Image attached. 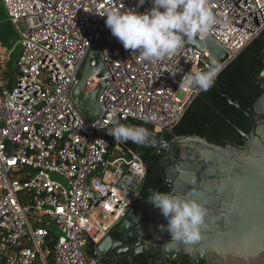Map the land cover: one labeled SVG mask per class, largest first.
<instances>
[{
	"label": "built area",
	"instance_id": "obj_1",
	"mask_svg": "<svg viewBox=\"0 0 264 264\" xmlns=\"http://www.w3.org/2000/svg\"><path fill=\"white\" fill-rule=\"evenodd\" d=\"M2 2L21 33V52L16 83L0 86V257L3 264H50L51 255V264H101L88 249L121 223L135 200L119 185L126 176L139 180L137 196L147 170L135 152L99 129L112 127L114 120L145 122L147 117L153 129L172 131L201 93L179 90L182 76L192 68L206 70L210 54L188 41L154 63L125 50L99 13L109 7L143 13L151 0L143 5L139 0ZM208 3L228 23L199 38H212L228 54L224 70L264 33V0ZM93 52L108 73L90 77L85 92L104 83L100 102L106 115L88 123L72 93L82 63ZM96 66L93 59L91 67ZM50 223L60 232L52 253Z\"/></svg>",
	"mask_w": 264,
	"mask_h": 264
},
{
	"label": "water",
	"instance_id": "obj_2",
	"mask_svg": "<svg viewBox=\"0 0 264 264\" xmlns=\"http://www.w3.org/2000/svg\"><path fill=\"white\" fill-rule=\"evenodd\" d=\"M188 43L209 52L211 61L222 67L228 60V54L210 37ZM93 59L95 68L91 67ZM107 73L98 52L90 53L77 73L72 97L88 123L106 115L100 102L105 85L102 82L87 94L86 83L95 74L103 78ZM252 79L262 94L251 107L226 86L219 87L251 122L249 134L239 131L247 140L243 146H222L200 136L173 132L172 139L164 141L158 135L164 132L156 129L147 145L162 157L169 194L196 199L207 208L201 240L168 243L170 235L158 227L167 220L141 191L136 196L140 181L126 176L119 188L135 198L134 204L121 223L87 252L91 258L101 264H137L139 257L149 259V264H154V259L158 264H264V70ZM120 123L136 125L131 120Z\"/></svg>",
	"mask_w": 264,
	"mask_h": 264
},
{
	"label": "clouds",
	"instance_id": "obj_3",
	"mask_svg": "<svg viewBox=\"0 0 264 264\" xmlns=\"http://www.w3.org/2000/svg\"><path fill=\"white\" fill-rule=\"evenodd\" d=\"M146 0H139L143 5ZM152 7L143 13L135 8L109 7L102 13L105 24L125 50H132L142 61L157 62L172 57L187 41L202 37L221 21L209 6L208 0H151ZM138 5V6H139ZM222 66L212 60L206 70L192 68L182 76L179 90L198 89L207 92L214 85ZM175 75L176 73H172ZM148 118L145 117V123ZM107 134L116 143L131 141L137 145H148L151 133L143 125H131L113 121ZM149 203L160 210L167 224L159 225L160 232L170 235L172 241L185 244L198 242L202 238V227L206 223L207 208L196 199L153 191ZM167 245H165L166 247Z\"/></svg>",
	"mask_w": 264,
	"mask_h": 264
},
{
	"label": "trees",
	"instance_id": "obj_4",
	"mask_svg": "<svg viewBox=\"0 0 264 264\" xmlns=\"http://www.w3.org/2000/svg\"><path fill=\"white\" fill-rule=\"evenodd\" d=\"M263 45L264 33L220 72L209 91H201L172 131L158 134L159 137L169 141L172 139L171 132L178 136L196 135L226 146L229 140L243 138L239 131L248 134L251 131V122L242 111L228 102L227 92L224 90L221 93L219 87L226 86L244 104L251 107L262 94L260 87L254 84L252 76H257L263 68ZM131 121L156 134L150 124L138 120ZM122 144L135 152L145 163L147 174L140 195L148 198L153 191L169 193L170 186L166 182L165 170L161 164L162 157L147 145H137L131 141ZM50 233L49 248L52 253L56 236L53 232ZM49 263H52V255Z\"/></svg>",
	"mask_w": 264,
	"mask_h": 264
},
{
	"label": "rangeland",
	"instance_id": "obj_5",
	"mask_svg": "<svg viewBox=\"0 0 264 264\" xmlns=\"http://www.w3.org/2000/svg\"><path fill=\"white\" fill-rule=\"evenodd\" d=\"M22 31L26 30L25 24H21ZM21 52V33L15 28L13 23L8 19V15L2 0H0V59L6 60V71L3 72L1 78L3 81H7V78L14 79V76L18 72V57ZM1 73V72H0ZM54 180H58L61 183L66 181L53 175ZM48 229L54 233L56 237L60 235L59 230L52 224L47 225Z\"/></svg>",
	"mask_w": 264,
	"mask_h": 264
},
{
	"label": "crops",
	"instance_id": "obj_6",
	"mask_svg": "<svg viewBox=\"0 0 264 264\" xmlns=\"http://www.w3.org/2000/svg\"><path fill=\"white\" fill-rule=\"evenodd\" d=\"M6 63H7L6 60L3 61L2 59H0V72H1L0 73V86L12 87L16 83V79L18 77L19 72H17V75L14 76V79H9V77H8L7 81H3L1 76H2L3 72L6 71V68H5ZM93 250H94V248H91V247L88 249V251H93ZM0 264H3V260L1 257H0ZM38 264H41V262H38Z\"/></svg>",
	"mask_w": 264,
	"mask_h": 264
},
{
	"label": "flooded vegetation",
	"instance_id": "obj_7",
	"mask_svg": "<svg viewBox=\"0 0 264 264\" xmlns=\"http://www.w3.org/2000/svg\"><path fill=\"white\" fill-rule=\"evenodd\" d=\"M262 52V55H264V45H263V50L261 51ZM262 61L264 62V56H263V59ZM264 70V65H263V68L262 70L258 73V75H260V73ZM251 130H252V127H251ZM251 132V131H250ZM249 132V133H250ZM248 133V134H249ZM247 142V140L243 137L242 139H233V140H229L227 141V144H232V143H236L237 145L239 146H243L245 143ZM148 260L147 258H142V257H139L136 259V263L137 264H149L148 263ZM154 264H158V261L156 259H154ZM199 264H206L205 262H202V263H199Z\"/></svg>",
	"mask_w": 264,
	"mask_h": 264
}]
</instances>
